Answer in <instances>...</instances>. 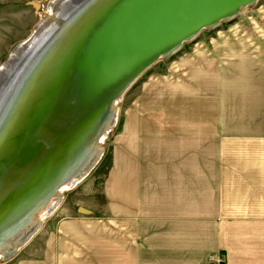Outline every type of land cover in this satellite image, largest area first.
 Wrapping results in <instances>:
<instances>
[{
  "label": "rangeland",
  "instance_id": "rangeland-1",
  "mask_svg": "<svg viewBox=\"0 0 264 264\" xmlns=\"http://www.w3.org/2000/svg\"><path fill=\"white\" fill-rule=\"evenodd\" d=\"M53 1L36 3L40 19ZM32 7L29 3V12ZM14 34H0V65L21 42L5 48ZM116 117L97 166L64 192L60 207L29 244L0 264H100V204L114 179L117 152L219 154L216 193L223 202L221 212L229 219L250 210V204H257V209L262 205L263 210L264 0L202 29L176 52L153 63L123 94ZM74 218L80 222L65 226ZM81 221L94 223L95 229ZM213 260L209 257L207 262ZM215 261L223 264L224 258Z\"/></svg>",
  "mask_w": 264,
  "mask_h": 264
},
{
  "label": "water",
  "instance_id": "water-1",
  "mask_svg": "<svg viewBox=\"0 0 264 264\" xmlns=\"http://www.w3.org/2000/svg\"><path fill=\"white\" fill-rule=\"evenodd\" d=\"M255 1L106 0L91 11L61 51L57 49L59 56L44 71L34 96L30 93L16 111L15 116L21 110L23 116L18 127L13 123L0 128L6 136L0 140V242L12 234L11 242L18 240L61 183L92 155L112 101L141 73L202 29L232 18ZM21 81L16 79L6 91L2 120L11 113L10 96ZM10 210L13 215L4 224Z\"/></svg>",
  "mask_w": 264,
  "mask_h": 264
},
{
  "label": "crops",
  "instance_id": "crops-1",
  "mask_svg": "<svg viewBox=\"0 0 264 264\" xmlns=\"http://www.w3.org/2000/svg\"><path fill=\"white\" fill-rule=\"evenodd\" d=\"M46 1L0 0V34L16 35L5 48L40 19L28 4ZM120 153L100 204V264H209V257L217 264L219 256L223 264H264V209L250 204L229 219L221 212L219 154ZM75 222L80 221L70 219L65 226ZM81 222L95 229L94 223Z\"/></svg>",
  "mask_w": 264,
  "mask_h": 264
},
{
  "label": "bare ground",
  "instance_id": "bare-ground-1",
  "mask_svg": "<svg viewBox=\"0 0 264 264\" xmlns=\"http://www.w3.org/2000/svg\"><path fill=\"white\" fill-rule=\"evenodd\" d=\"M105 1L106 0H54L52 4H50L51 6L49 7V9L47 8L48 11L46 15L42 16L30 35L25 40L19 42L16 47L9 53L4 62L1 63L0 104L6 96V91L10 89L14 81L17 79L20 82L26 75L25 78L21 81V84L19 86L16 84V87L14 86L15 88L12 90L13 95L10 96V108L6 107L9 109V112H11L10 115L7 119L5 118L6 120H2L3 118L0 117V128H2L3 131L8 127V125L12 126L13 123L15 124L14 129L18 127L20 122L19 117L22 116V110L18 116H15L16 111L22 109V104L27 102V98L29 97L30 93L31 96H34L35 92L39 88L44 71L48 68V66L52 65L53 61L56 60V58H58L59 52L61 51L60 49H62V47L66 45V42L70 38L72 33L75 32L76 29L78 30V27L82 26L84 22L88 20V17L90 15L89 13L91 11L96 10ZM181 46L182 45H180L177 49L171 51L170 54L176 52ZM57 49L59 50V52ZM37 56H39V58H37ZM162 57L165 56H161L160 58ZM34 60H36L33 63L34 65L29 68L28 64L30 62L32 63ZM26 68L28 71L27 74ZM134 81L128 86V88L134 83ZM127 89L121 94L120 97L112 101L110 113L106 117V124L100 132V135L98 136L96 147L94 148L92 155L84 160L82 164H80L81 166H79L77 171H75V173L71 175L68 181L61 183L62 185L58 187L50 202H48L46 206H43L35 220H33L31 226L26 230V232H24V234H21L19 236L20 238L18 240L15 239L13 242H11L14 237V235L12 234L11 236L8 235L9 237L7 236L0 242L1 261L11 259L18 250H20L24 245L29 244L35 234L40 231V228L43 226L45 220L51 217L52 214L57 210L61 201L64 199V192L72 189L78 183H81V181L85 179L97 166L104 153L102 145L105 141V138L107 137L108 133L114 128L116 123L117 104L122 99V96L127 91ZM8 100L7 102H9ZM25 108L26 105L23 107V110ZM13 118L14 120L10 121ZM15 122L17 123V125ZM2 130L0 129V140L5 136ZM13 131L14 130H12V132ZM9 135L6 138V141L8 138L12 137V135H10V137ZM6 141L4 142L5 147L7 146V143H9L8 141L6 143ZM38 191L39 190H37L36 192L38 193ZM34 194L35 193H32V196ZM12 212L13 210H10L4 217V219L2 220L4 224L9 221V219L13 215ZM16 232L17 231H15L14 233L16 234Z\"/></svg>",
  "mask_w": 264,
  "mask_h": 264
}]
</instances>
